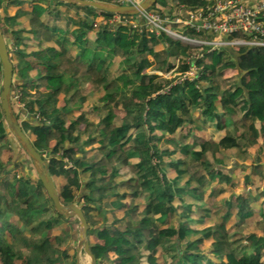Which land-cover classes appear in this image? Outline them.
Returning <instances> with one entry per match:
<instances>
[{
	"label": "trees",
	"instance_id": "obj_1",
	"mask_svg": "<svg viewBox=\"0 0 264 264\" xmlns=\"http://www.w3.org/2000/svg\"><path fill=\"white\" fill-rule=\"evenodd\" d=\"M114 15L0 0L14 114L51 154L61 201L81 206L97 264H264V47L197 59L201 48ZM179 59L182 72L197 64L195 81L165 77ZM211 126L218 135L204 136ZM206 214L213 224L195 228ZM79 238V219L55 209L0 101V264H77Z\"/></svg>",
	"mask_w": 264,
	"mask_h": 264
},
{
	"label": "built area",
	"instance_id": "obj_2",
	"mask_svg": "<svg viewBox=\"0 0 264 264\" xmlns=\"http://www.w3.org/2000/svg\"><path fill=\"white\" fill-rule=\"evenodd\" d=\"M203 7L190 9L183 4H176L170 11L165 7L164 15L158 9L143 10L137 16L155 33L165 34L178 40L184 46L202 49L195 57L200 59L204 52H211L224 47L241 46L264 47V0H208ZM141 0H121V4L135 5ZM139 17L134 26L140 24ZM113 22L121 21L119 14ZM187 59V61H190ZM180 59L165 77H174L175 82L195 81L200 75L197 64L191 60L190 67L182 72L178 70ZM158 74H162L158 72Z\"/></svg>",
	"mask_w": 264,
	"mask_h": 264
},
{
	"label": "water",
	"instance_id": "obj_3",
	"mask_svg": "<svg viewBox=\"0 0 264 264\" xmlns=\"http://www.w3.org/2000/svg\"><path fill=\"white\" fill-rule=\"evenodd\" d=\"M64 1L70 4H76L79 6H91L98 10L107 11L116 14L124 15H138L143 10H148L157 4L158 0H141L139 4L127 5L109 3L97 0H56ZM0 62L2 66V84L0 89V101L5 115V119L8 128L20 143L22 148L33 160L34 167L37 171L38 177L41 180L44 188L51 197L55 209L63 214L65 217L75 216L80 221V238L78 241V250L81 247L91 257V264H97V258L90 249L89 238L87 235L88 223L80 205L77 203L65 204L61 201L57 192L54 180L50 174L48 162L43 158L39 151L34 147L30 138L24 132L21 124L19 123L16 115L14 114L11 103V90L13 84V71L14 67L10 60V54L8 52L7 42L3 32V28L0 25ZM77 264H80L77 261Z\"/></svg>",
	"mask_w": 264,
	"mask_h": 264
},
{
	"label": "rangeland",
	"instance_id": "obj_4",
	"mask_svg": "<svg viewBox=\"0 0 264 264\" xmlns=\"http://www.w3.org/2000/svg\"><path fill=\"white\" fill-rule=\"evenodd\" d=\"M156 5H159V7H160V5H161V0H158L157 1V4ZM155 5V6H156ZM154 6V7H155ZM162 6V5H161ZM80 14H81V12H80ZM114 19V17L112 18V20ZM156 48H160L161 46L160 45H157V46H155ZM31 70V69H30ZM93 72H95V71H93ZM148 72H151V70H148ZM156 72V71H155ZM36 73V69H32L31 70V73H30V77H31V74H35ZM157 73V72H156ZM233 74V72L231 71V72H226V75H232ZM46 87H44L43 89H45ZM32 92H35V90H32ZM143 133H145V130L144 129H142V130H139V131H137L136 132V135H141V134H143ZM204 136H206V137H214V136H216V135H218V133H217V131H216V128L214 127V126H211L209 129H208V132H206V133H202ZM127 153H129L130 154V156H129V158L131 159V161H138L139 160V158H138V155L137 154H135V153H133L132 152V149H130V150H128L127 151ZM133 153V154H132ZM44 156H46L47 157V159H48V162H51L52 161V157H51V154L50 153H47V152H45V155ZM124 157H127V156H124ZM168 174L170 175V174H172V169L169 167V170H168ZM243 175H244V173H242L241 174V178H243ZM242 186H244V184H242ZM239 191V190H238ZM73 203H76V202H73ZM79 205V204H78ZM213 218H211V216L209 215V214H206V216H205V219H204V223H202V224H197V225H195L194 227L195 228H203V227H206V226H208V225H212L213 224ZM230 224H232V222H230ZM80 230H81V228H80ZM96 251H98V254L101 252V249H98V250H96ZM94 254V253H93ZM77 261L80 263V264H91V257L84 251V248L83 247H81V250H78V245H77Z\"/></svg>",
	"mask_w": 264,
	"mask_h": 264
}]
</instances>
